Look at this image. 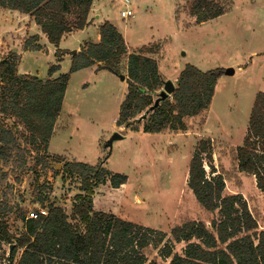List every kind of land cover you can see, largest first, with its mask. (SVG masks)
<instances>
[{
  "label": "rangeland",
  "instance_id": "374dc122",
  "mask_svg": "<svg viewBox=\"0 0 264 264\" xmlns=\"http://www.w3.org/2000/svg\"><path fill=\"white\" fill-rule=\"evenodd\" d=\"M123 1L92 0L94 26L60 40L58 50L64 53L61 60L46 38L39 41L38 50H23L22 45L30 35L39 34L33 20L0 9V57L13 51L18 53L16 71L20 76L46 80L49 68L54 65H59L57 77L67 74L72 52L82 48L96 25L107 21L118 29L128 52L143 47L157 49L149 57L156 61L160 76L165 77L163 81H171L175 86V78L187 65L204 73L215 72L217 81L208 110L186 119L184 133L126 131L115 125L126 93L125 81L106 70L97 71V65L70 74L48 151L44 152L41 146L37 151L36 146L26 145L23 137L27 133L22 128L15 133L20 147L28 149L26 166L23 169L11 164L1 166L5 177L0 180V209L4 207L0 220L6 223L10 235L17 238L22 233L21 215L28 218L31 212L55 205L70 217L73 198L79 193L78 181L61 179L62 164L70 161L91 166L101 162L110 174L127 178L126 184L116 190L109 183L95 189V211L161 231L167 237L171 228L187 221L208 226L217 214L199 206L186 180L196 143L209 139L215 175L223 179L224 194L241 195L258 228H264V192L256 188L253 177L237 170L235 161V149L242 144L254 99L258 93L264 94V0H230L231 8L224 15L202 24H195L189 15L195 0H127L133 13L127 20L120 17L125 8ZM29 23L34 29L25 38ZM226 69H232L234 74L224 75ZM119 72L126 79L125 58ZM1 88L0 84V93ZM0 122L8 128L13 125L12 119L2 116ZM114 133L123 138L114 141L110 149L105 148ZM55 157H60L61 163H56ZM43 159L48 161L46 167L41 162L36 165ZM204 169L209 176L206 161ZM39 198L46 199L43 206L38 203ZM183 248L184 244L175 245L172 253L181 255ZM21 252H16L12 264ZM145 254L146 264L170 261L160 258L152 246ZM8 255L9 247L3 244L0 264L8 260Z\"/></svg>",
  "mask_w": 264,
  "mask_h": 264
},
{
  "label": "trees",
  "instance_id": "16d2710c",
  "mask_svg": "<svg viewBox=\"0 0 264 264\" xmlns=\"http://www.w3.org/2000/svg\"><path fill=\"white\" fill-rule=\"evenodd\" d=\"M92 0H0V9L29 16L47 42L63 52L58 45L63 36L88 26ZM230 0H195L189 15L195 24H202L224 15ZM99 42L86 44L71 56L67 74L51 76L58 65L48 70L49 79L17 74L19 56L9 52L0 57V116L13 120L8 128L0 122V180H4L2 165L26 166L28 149L20 147L15 133L22 128L26 145L41 146L47 151L53 127L62 108L70 74L97 65L120 75L119 66L125 58L126 93L119 106L115 125L126 131L142 134H177L186 131L185 120L198 117L211 104L217 81L215 72H201L185 66L176 79L175 90L158 107L148 112L163 87L157 63L149 56L157 52L143 47L128 52L123 37L109 22L98 29ZM33 36L22 45L23 50H38ZM61 163L60 157H55ZM210 169L207 176L204 162ZM209 139H200L192 153L187 188L202 209L216 213L209 225L187 221L161 231L145 229L114 215L93 209L94 191L109 183L112 189L126 184L123 175L110 174L102 163L95 166L80 162H65L61 179L78 181V194L73 198L68 217L58 206L45 207L46 215L29 219L19 217L22 233L14 238L0 220V250L9 247L8 261L13 263L18 250L22 252L15 264H146L145 252L152 246L168 264H264V228L259 229L241 195L224 194L221 175H215ZM235 161L240 173L254 178L256 188L264 192V94L254 99L241 146L235 149ZM44 167L48 161L38 160ZM45 198H39L43 206ZM10 211V208L7 209ZM4 212V207L0 209ZM167 237V238H166ZM184 244L181 255L172 253L175 245ZM148 264H156L149 261Z\"/></svg>",
  "mask_w": 264,
  "mask_h": 264
},
{
  "label": "water",
  "instance_id": "95a60500",
  "mask_svg": "<svg viewBox=\"0 0 264 264\" xmlns=\"http://www.w3.org/2000/svg\"><path fill=\"white\" fill-rule=\"evenodd\" d=\"M14 52V51H13ZM76 54V51L72 52V55ZM234 74V71L232 69H226L224 71V75L232 76ZM120 81H125V77L123 75H117ZM175 90V86L171 81H164L163 87L161 91L158 93V98L154 101L152 107L148 109V111L145 113V115L152 111L153 109L157 108L160 102H163L168 97L171 96L173 91ZM122 135L120 133H114L111 138L106 142L105 148L110 149L112 146V143L116 140L122 139ZM57 167H60L59 165H56Z\"/></svg>",
  "mask_w": 264,
  "mask_h": 264
},
{
  "label": "crops",
  "instance_id": "0c3cea01",
  "mask_svg": "<svg viewBox=\"0 0 264 264\" xmlns=\"http://www.w3.org/2000/svg\"><path fill=\"white\" fill-rule=\"evenodd\" d=\"M91 16H93V13H92V11H91V8H90V12H89V15H88V21H89V24H88V26L87 27H85L83 30H81V31H75V32H72V33H76V32H79V33H83L84 31H86V30H88V28L92 25V26H94L93 24H92V20H91ZM95 18H98V16H96ZM32 21V20H31ZM104 22H107V21H104ZM103 22V23H104ZM103 23H100V24H98V25H96L95 26V28H94V30H93V32H92V35L90 36V37H88V41H86L85 43H91V44H96V43H98L99 42V35H98V29H99V27L103 24ZM110 23V22H109ZM111 25H113L114 27H115V25L114 24H112V23H110ZM35 28H37V32H39V34L38 33H34L33 35H30L31 37L32 36H39L38 37V42H37V44H38V46H39V48H40V45H39V41H42L44 38H45V36L43 35V34H41V32L39 31V28L37 27V26H35ZM116 28V27H115ZM32 29H34V25H32L31 26V24L29 23V25L27 26V29H25V32H26V36H25V38H27V36H29V32L32 30ZM117 29V28H116ZM117 31H118V29H117ZM119 32V31H118ZM71 34V33H70ZM70 34H67V35H70ZM67 35H65V36H63L62 38H64V37H66ZM23 39V38H22ZM84 43V44H85ZM83 44V45H84ZM82 45V46H83ZM17 52H18V48L17 49H15ZM78 50H79V48L76 50V52H78ZM18 54V53H17ZM65 57H67V56H65ZM20 58H21V56H20ZM60 60H61V58H60ZM55 66V65H54ZM59 66V65H58ZM87 69H89V68H87ZM162 77V76H161ZM55 78H57V75L54 73L53 74V76H52V78L51 79H55ZM162 78H165V77H162ZM176 79L177 78H175V82H176ZM58 118H59V116H58ZM58 118H57V120H56V123H55V125H54V127H53V132H52V135H53V133H54V128H55V126L57 125V123H58ZM52 137V136H51ZM51 139V138H50ZM49 142H50V140H49ZM48 147H49V143H48ZM48 147H47V151H48ZM49 153V152H48ZM68 162H70V161H68ZM113 190H116V189H113ZM95 211V210H94ZM96 212H101V211H96ZM103 213H105V212H103Z\"/></svg>",
  "mask_w": 264,
  "mask_h": 264
},
{
  "label": "built area",
  "instance_id": "2783aa9c",
  "mask_svg": "<svg viewBox=\"0 0 264 264\" xmlns=\"http://www.w3.org/2000/svg\"><path fill=\"white\" fill-rule=\"evenodd\" d=\"M129 3L127 0H124L123 1V6L125 7L121 12H120V17L123 19V20H127L129 18H132L133 17V13L131 11V9L129 8ZM40 214L42 216H45L46 215V211L44 209H38L36 213H30L28 215V218L29 219H36L37 215ZM1 264H10V262L7 260L6 262L5 261H2Z\"/></svg>",
  "mask_w": 264,
  "mask_h": 264
}]
</instances>
